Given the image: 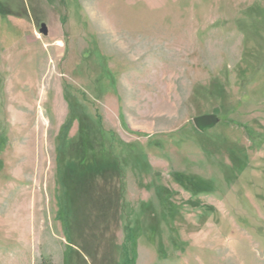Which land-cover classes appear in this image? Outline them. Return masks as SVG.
Listing matches in <instances>:
<instances>
[{
	"label": "rangeland",
	"instance_id": "rangeland-1",
	"mask_svg": "<svg viewBox=\"0 0 264 264\" xmlns=\"http://www.w3.org/2000/svg\"><path fill=\"white\" fill-rule=\"evenodd\" d=\"M0 264H264V0H0Z\"/></svg>",
	"mask_w": 264,
	"mask_h": 264
},
{
	"label": "water",
	"instance_id": "water-1",
	"mask_svg": "<svg viewBox=\"0 0 264 264\" xmlns=\"http://www.w3.org/2000/svg\"><path fill=\"white\" fill-rule=\"evenodd\" d=\"M40 33L43 35L47 34V29L45 24H41ZM218 122V118L214 114H203L200 116H196L193 118V124L198 130H203L205 128H211L216 125Z\"/></svg>",
	"mask_w": 264,
	"mask_h": 264
},
{
	"label": "trees",
	"instance_id": "trees-1",
	"mask_svg": "<svg viewBox=\"0 0 264 264\" xmlns=\"http://www.w3.org/2000/svg\"><path fill=\"white\" fill-rule=\"evenodd\" d=\"M63 127H64L63 130L66 129V128H65V125H64ZM80 128H81V130H80V134H81V135H83V133H85V134H87V133L89 134V133H90V132H89V127H88L87 125H85V124L82 123L81 126H80ZM88 134H87V135H88ZM81 138H82V136H81ZM84 140H85V139H84ZM84 140H83V141H84ZM84 147L87 149V145H84ZM87 162L90 163L89 160H87ZM85 170L88 171V172L91 171V170H87V168H85Z\"/></svg>",
	"mask_w": 264,
	"mask_h": 264
}]
</instances>
